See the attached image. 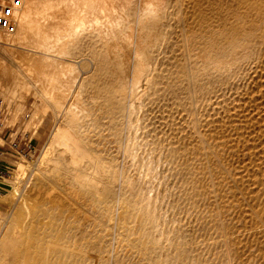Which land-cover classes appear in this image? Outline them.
<instances>
[{
  "label": "rangeland",
  "instance_id": "374dc122",
  "mask_svg": "<svg viewBox=\"0 0 264 264\" xmlns=\"http://www.w3.org/2000/svg\"><path fill=\"white\" fill-rule=\"evenodd\" d=\"M202 1L174 0L175 8H179L181 11L180 17L187 21L185 22L181 18L180 21H178L175 19L176 17H172L171 19L170 16L168 17L169 19L167 18V21H162L159 25L156 21L150 19L148 23H146L147 26L144 33V40L146 42L143 45V53L144 55L148 54L147 58L153 57V60L158 62L157 71L154 73L159 79V81H157V86L152 92L154 97L152 96L150 98L149 107L146 109L149 116L152 117V126L149 129L151 133L148 140L154 145V142L158 143L159 140L156 136L160 137V140L164 142L162 143L165 146V150H167L166 153L171 157L173 155L174 158L170 161L161 159L158 155L154 154V150L151 151L150 148L153 149L154 147H148L146 148L147 154L143 153L139 155L142 157V173L139 174L136 168L131 167V165L132 162L137 160L135 157L141 153L140 147L135 149L131 146L130 155L133 157L124 160L123 156H121L113 162L111 158L113 157L112 155L115 149H113L112 146H107V153L109 154H107V157L103 158L109 162V166L114 168V172L112 170V174H106L108 177L105 175L106 181L103 185L105 188L103 196L104 201H107V206L101 207V209L99 208L100 201L93 198L89 193H85L74 179L75 170L67 166L68 163H65L64 158L60 156L61 154L58 153V151L55 153L56 155H53V157L55 156V160L52 159L53 162L58 159V164L62 167L58 164L59 167H56L57 165L54 164L55 166L52 165L51 168V163L53 162H46V164H43V166H45L43 167L45 168L43 172L47 176L45 180H43L44 185L41 183L43 181L35 180L33 171H35L36 168H42V164H39L38 161L41 155L47 150L52 133L59 127L58 122H67L65 117L66 111H58L56 117L52 119V116L55 115V112L53 114L54 110L48 107L46 111H44L45 109L40 105V100L35 95L34 91H28L26 88H24L26 90L23 91L22 89V91L26 93L25 97L22 91L19 90L18 92L17 90V80L12 82L13 85L0 84V96L4 99L9 114L8 125L31 132L35 147V152L32 153L29 158H19L17 160V163H15L12 168L10 178L6 179L2 186L0 194V217H2L0 220V227H2L0 232V264H41V257L44 253H50L54 255V257L59 255L55 260V262H57L65 257L66 250H71V246L74 250L73 264H264V130L262 131V129H264V101L262 102V100H264V70L262 69L264 68V23H257L261 15L260 12H263V9L259 6V2H257L258 5H255L257 9L255 6L250 5L251 9H253V11H251L250 7H248L249 5L247 6L245 4L246 0H231V2L230 0L229 2L228 0ZM239 1L244 2L241 3ZM198 2L203 4L200 3V8H197L199 7ZM243 4L245 5L243 6ZM217 6L218 8H216ZM240 6H242V8ZM230 7L232 8V12L230 11ZM238 8L240 9L238 10ZM246 10H248V12H246ZM197 11H199V13ZM213 11L214 13L219 11L218 14L221 15L218 17V15H216L217 12L214 14ZM242 14L243 17H241ZM248 14L252 15L254 19L252 16L248 17ZM206 15L212 17L213 21L218 24H215V29L210 33V36L209 34H202L201 36H203V38L199 35L197 41L199 44L196 42L195 47L187 51V53L189 52L188 57L183 55L180 52V48L183 44L185 33L194 28V26L198 24L197 21L199 22V20ZM223 15L228 16L224 17ZM220 17L223 21L225 19V21L223 22ZM237 17H239V19ZM218 19H220V22L217 21ZM229 20L231 23H229ZM232 20H234L233 22L235 25ZM228 23L231 25L229 26ZM223 24H225V26ZM257 24H261L263 28L261 29L262 26ZM216 25L219 26L216 27ZM164 27L170 28L171 34L167 37L165 35L163 36L164 43L163 46H160L161 50H155L160 56L155 58L150 41L158 30V33L161 34V31H164ZM222 27H224V31ZM228 28L233 29L230 30ZM250 28L252 30H250ZM134 29L135 32L138 30V21L135 23ZM218 29L222 31L218 33ZM243 29H247L249 32ZM225 31L228 33H224ZM236 32L240 35H238V38L237 34H234ZM245 32L247 34H244ZM226 34L229 35L231 42H229L230 39H228L229 37ZM246 36L252 37L248 38ZM233 37L234 39H232ZM210 38L213 40L211 39L210 41ZM241 38L243 41H241ZM227 39L228 41H226ZM213 41H215V47L212 45ZM257 41H259V44ZM203 42L207 44L206 47ZM249 42L252 44L248 45ZM255 43L258 44L257 47H255ZM220 44H222V46ZM130 45L131 58L129 60L130 66L128 69L123 65V53L120 50L116 51V53L110 57L105 44L93 35L80 36L76 43L70 46L67 57L63 59L64 62H67L73 67L75 74L79 73L77 74L78 79L76 88L80 90L82 98L87 105V113L85 118L86 122H78V124L73 127L78 134L84 128L86 129L87 136H85V139L89 145L87 148L93 156V159H96V154L101 150L99 145L103 143V133L105 131L109 132L115 120L113 117V109H111L113 107L111 106V100L115 88L126 81L124 80L125 78L130 82L134 74L135 54L132 53L134 52L135 43H131ZM201 45H203L204 49H202L203 47ZM223 45H225V47ZM241 46L245 50H242ZM2 48L11 51V48L0 44V50ZM197 50L198 52L200 50L199 53L201 55ZM231 52L233 53L231 54ZM239 52L241 53L239 54ZM250 53H252V55ZM116 58L119 60L116 61ZM69 60H71V62H69ZM0 61L5 66H9L14 62L11 54L1 53V51ZM236 61H239V64ZM261 62L263 64H261ZM260 67L261 69L259 71L258 69ZM183 69L185 71H197L198 74L195 76L196 78L194 77L193 80L190 81L184 77L183 72L185 71ZM127 71L129 72L127 73ZM244 76L247 78H244ZM256 76L259 77L257 78ZM258 82L261 85H258ZM190 85L192 86L190 87ZM221 91H223V93ZM34 95L37 98H35ZM189 98H193V100L191 99L192 102ZM34 99L36 102L33 101ZM219 101L221 103L223 102L224 106H222ZM257 101L260 103H257ZM37 104L39 105L36 106ZM237 105L238 107H236ZM239 108H241V110ZM36 110L38 113L35 112ZM212 111L215 116H213L214 114ZM232 111L234 113H232ZM236 111L238 114H236ZM236 115H241V117H236ZM233 116L234 118H232ZM250 116L253 118L251 119ZM259 116L261 119H259ZM232 125L234 127V133H232ZM261 126L263 128H261ZM210 127L212 129H210ZM239 127L241 128L238 129ZM122 128L124 129V126L115 127V132L123 131ZM242 128L244 131H242ZM189 132L193 134L192 137L194 138L191 144L183 140L184 136ZM254 137L257 138V140ZM204 140H207V143L203 142ZM216 140H218L220 147L217 145L218 142ZM222 144L224 149L222 148ZM234 144L237 145L235 146ZM237 146L240 147L237 148ZM205 147L208 149H205ZM253 148L254 150H252ZM196 159L199 161H196ZM91 163L93 164L91 161H86L83 170L80 169L79 172H83L85 169V171H87H84L86 175L90 178H96L97 175H94L96 174V166L94 164L93 166ZM18 164H23L26 167V170L22 173V181L20 183L16 181L15 174ZM48 166L50 168H48ZM52 171L53 173L57 172L53 175ZM89 171H91V173H88ZM123 172L128 173L126 193L122 187L121 176ZM52 175L53 177L55 176V179ZM56 175L58 176L56 177ZM65 179H67V181ZM52 180L53 183H51ZM51 186L53 189H51ZM54 190L56 193L53 192ZM51 191L53 192V196H51ZM258 191L260 192L258 193ZM142 193L144 194L148 207L151 208L159 218H157V226L153 223L146 209L137 210V207L135 208V204L140 200V195L142 200ZM56 194L58 196H56ZM258 209L260 211H258ZM25 213L26 216H24ZM75 214L76 216L73 217ZM196 216L198 218H196ZM104 217H108L107 222L103 220ZM75 218L76 220L74 221ZM32 219H35V221L30 225L29 221ZM260 223L262 224L260 225ZM25 225L27 229H30L32 236L29 237L26 230L22 229L21 233L18 235L19 237H17L16 227L22 228ZM201 225H203V227ZM255 227L257 230H255ZM259 227L262 228L263 231ZM247 229L252 232H249ZM253 231L255 233H253ZM7 233H9L10 237L7 236ZM48 233L52 235V239L47 238ZM233 238L236 239L234 240ZM55 241L58 242L56 243ZM67 241L71 244H65ZM193 241L196 242V244ZM6 242L8 245H6ZM15 243L18 245L16 244L15 246ZM228 243L230 247H228ZM129 249H131V251ZM86 251L89 252L87 253ZM54 252L56 254H54ZM117 253L120 254L119 257L115 256ZM140 255L141 257H139ZM48 264L50 263L48 262Z\"/></svg>",
  "mask_w": 264,
  "mask_h": 264
},
{
  "label": "bare ground",
  "instance_id": "6f19581e",
  "mask_svg": "<svg viewBox=\"0 0 264 264\" xmlns=\"http://www.w3.org/2000/svg\"><path fill=\"white\" fill-rule=\"evenodd\" d=\"M202 1V0H201ZM206 1V0H205ZM214 1V0H213ZM238 1V0H236ZM245 1V0H244ZM242 1V2H244ZM208 2V1H207ZM216 2V1H215ZM229 2V0H228ZM231 2V0H230ZM235 2V1H233ZM241 2V1H239ZM241 2V3H242ZM260 4L259 6L263 9V12H260L259 19L257 20V23H264V0H246L245 4L250 7L255 6ZM199 3V2H198ZM201 3V2H200ZM199 3L200 8L201 5ZM203 3V1H202ZM201 3V4H202ZM210 3V2H209ZM185 4V3H184ZM196 4V3H195ZM213 4V3H211ZM228 4V3H227ZM231 4V3H230ZM243 4V6L245 5ZM257 4V5H258ZM198 5V4H197ZM203 5V4H202ZM215 5V4H214ZM233 5V4H232ZM242 5V4H241ZM216 6V5H215ZM221 6V4H220ZM219 6V7H220ZM230 6V5H229ZM237 6V5H236ZM245 6V7H247ZM208 7V6H207ZM239 7V5H238ZM242 8V6H240ZM244 7V9H245ZM247 7V8H248ZM256 7V6H255ZM182 8V7H181ZM184 8V7H183ZM194 8V7H193ZM192 8V9H193ZM196 8V5H195ZM214 8V7H213ZM218 8V6L216 7ZM231 8V7H230ZM229 8V9H230ZM205 9V8H204ZM220 9V8H219ZM228 9V8H227ZM237 9V8H236ZM240 8H238L239 10ZM249 9V8H248ZM251 9V7H250ZM257 9V7H256ZM196 10V9H195ZM198 10V9H197ZM200 10V9H199ZM217 10V9H216ZM226 10V9H225ZM224 10V11H225ZM232 8L230 9V11ZM255 10V8H254ZM260 10V9H258ZM201 11V10H200ZM205 11V10H204ZM220 11V10H219ZM218 11V12H219ZM227 11V10H226ZM253 11V9H251ZM257 11V10H256ZM255 11V13H256ZM199 13V11H197ZM203 12V11H202ZM217 12V11H216ZM215 12V13H216ZM216 13L218 17L221 15ZM221 12V11H220ZM223 12V11H222ZM229 12V11H228ZM232 12V11H231ZM248 12V10H246ZM259 12V11H258ZM214 13V11H213ZM214 13V14H215ZM238 13V12H237ZM202 14V13H201ZM206 14V13H205ZM225 14V12H224ZM228 14V13H226ZM232 14V13H230ZM236 14V13H235ZM245 14V13H244ZM247 14V13H246ZM252 14V13H251ZM259 14V13H258ZM181 11L178 8H175V3L174 0H22V6L19 10V12L16 15V21H17V31L13 36H6L5 34L0 32V44H3L9 48H11V51L5 50L2 48L0 51L1 53L5 54H11L12 59L14 62L13 64H10L9 66H5L1 61H0V84L1 85H13V81L17 80V90L19 92L25 91L26 89L28 91H34L35 95L39 98L40 100V105L44 107V111L46 109L52 108L53 114L55 112V115L52 116V119L56 117L58 114V111L64 110L66 111L65 117H66V123L63 121H59V127L55 132L52 133V137L50 138V142L48 144L47 150L41 155L40 160L38 161L39 164H42V168H36L34 172V177L36 181H43L47 177L46 174L43 172V169L45 170V166L43 164H46V162L51 163L53 162V155L58 151L60 153L61 157L64 158L65 163L67 162L68 165L73 170H75V176L74 179L77 181V183L80 185V187L85 191V193H89L93 198L97 199L100 201L99 203V208L107 206V201H104V191L105 188L103 185L105 184V178L106 174H112V170L114 172V168L109 166V162L103 158L107 157V146L113 147L115 149V152L113 153V162L118 157L123 156L124 160L129 159L131 156V146L134 147L135 149H138L139 147L141 148V153H139L135 158H137L136 161L132 162L131 167H135L136 170L138 171L137 173L141 174L142 173V157L139 155H142L143 153L147 154L146 148L148 147H154L152 150H154V154L158 155L161 159H165L167 161H170L171 159L174 158L166 153L167 150H165L164 142L160 140V137L156 136L159 140L158 143L154 142V145L151 144L148 140L149 135H150V127L152 126V117L149 116L147 113V108L149 107V100L153 96L152 92L154 88L157 86V81H159L158 76L155 75V71H157V66L158 62L153 60V57H148V54L143 53V45L146 42L144 40V33L146 29V23L150 19L154 20L157 22V24H161L162 21H167V18L171 16L176 17L178 21H180ZM183 15V14H182ZM229 15V14H228ZM228 15H223L224 17ZM231 16V15H230ZM235 16V15H232ZM245 16V15H244ZM248 17L252 16L250 14L247 15ZM257 16V15H256ZM218 18L217 16H215ZM223 17V19H224ZM243 17V14L242 16ZM185 18V17H184ZM189 18V17H188ZM191 18V17H190ZM221 18V17H220ZM236 18V17H234ZM239 19V17H237ZM246 18V17H245ZM253 18V16H252ZM169 19V18H168ZM193 19V18H192ZM215 19V18H214ZM230 19V18H227ZM233 19V18H232ZM249 19V18H248ZM254 19V18H253ZM256 19V18H255ZM184 20V19H182ZM218 19L217 21H219ZM222 20V18H221ZM241 20V18H240ZM244 20V19H243ZM138 21V30L135 32V23ZM185 21V20H184ZM187 21V20H186ZM185 21V22H186ZM223 21V20H222ZM221 21V22H222ZM225 21V19H224ZM223 21V22H224ZM228 21V20H226ZM234 20H232L233 22ZM253 21V20H252ZM160 22V23H159ZM190 22V21H189ZM220 22V21H219ZM240 22V21H239ZM256 22V21H255ZM254 22V23H255ZM193 23V22H191ZM197 25L194 26L192 29H188L189 31L185 33V38L183 41V44L180 48V52L188 57L187 51L191 49L192 47H195L196 42L198 41L199 35L201 36L202 34H209L215 29V24H218L217 22L213 21L212 17L205 16L202 19L197 21ZM229 23L230 20H229ZM228 23V24H229ZM237 23V21H236ZM241 23V22H240ZM239 23V24H240ZM249 23V22H248ZM252 23V22H250ZM172 24V23H171ZM194 24V23H193ZM221 24V23H220ZM226 24V23H225ZM225 24H223L225 26ZM227 24V27H228ZM234 24V22H233ZM238 24V25H239ZM182 25V24H180ZM231 24H229L230 26ZM235 25V24H234ZM245 25V24H244ZM253 25V24H252ZM250 25V26H252ZM261 25V24H257ZM155 26V25H154ZM219 25H216V27ZM233 26V25H232ZM248 26V25H247ZM249 26V27H250ZM254 26V25H253ZM256 26V25H255ZM262 26V25H261ZM260 26V27H261ZM137 27V26H136ZM160 27V26H158ZM171 27V26H170ZM189 27V26H188ZM240 27V26H239ZM243 27V26H242ZM241 27V28H242ZM175 28V27H174ZM219 28V27H218ZM224 27H222V30ZM236 28V27H235ZM245 28V26H244ZM254 28V27H253ZM263 26L261 27V29ZM173 29V28H172ZM226 29V27H225ZM230 29V28H228ZM233 29V28H231ZM230 29V30H231ZM236 29H239L238 27ZM257 29V28H256ZM259 29V28H258ZM174 30V29H173ZM219 30V29H218ZM216 30V31H218ZM221 29L218 31L221 32ZM244 30V29H243ZM250 30H252L250 28ZM161 31V29H160ZM182 31V30H181ZM235 31V30H234ZM237 31V30H236ZM242 31V30H240ZM244 31H248L247 29ZM159 32V30H158ZM156 33L152 38H151V46L153 47V55L155 58H158L160 55L155 52V50L160 49L161 45L163 46L164 39L163 36L165 35L166 37L171 34L170 28H165L164 31H161V34ZM175 32V31H174ZM238 32V31H237ZM237 38H238V33ZM244 34H247V33ZM249 32V31H248ZM258 32V31H257ZM256 32V33H257ZM224 33H228L225 31ZM233 33V32H232ZM243 33V32H242ZM251 33V32H250ZM261 33V32H260ZM174 34V33H173ZM218 35L217 33H215ZM231 34V33H230ZM243 34V35H244ZM252 34V33H251ZM259 34V33H257ZM93 35L99 38V40L105 44L108 50V55L111 57L116 51L120 50L123 53L122 57V62L123 65L128 69L130 66L129 60L131 58L130 56V47L131 43H135V48L134 52L132 54H135V61H134V74L132 77V80L129 82L127 81V78H125L123 83H121L117 88H115L113 98H112V104L113 106L111 109H113L114 113V123H112L111 129L108 131H105L102 135V140L103 143L100 146L101 150L98 154H96L95 158L93 159V156L91 155L89 149L87 148L88 143L85 139L86 135V129L84 128L79 134L77 133L76 130H74V125L78 124V122H83L85 123V118H86V113H87V105L84 102V99L82 98V94L80 90L76 88L77 84V79L79 73L75 74L73 71V67L68 64L67 62H64L63 59L67 57L69 53V48L70 46H73L77 39L80 36H89ZM181 35V34H180ZM214 35V34H213ZM223 35V34H222ZM221 35V37H222ZM227 35V34H226ZM256 35V34H255ZM261 35V34H260ZM259 35V36H260ZM229 37V35H227ZM232 36V35H231ZM240 36V35H239ZM160 37V38H159ZM203 37V36H201ZM220 37V39H221ZM225 37V36H224ZM235 37V36H234ZM234 37L232 39H234ZM248 37V36H246ZM245 37V38H246ZM252 37V36H250ZM248 37V38H250ZM255 37V36H254ZM169 38V37H168ZM176 38V37H175ZM204 38V37H203ZM208 38V36H207ZM215 38V36H214ZM236 38V37H235ZM236 38V39H237ZM257 38V37H256ZM201 39V38H200ZM212 38H210L211 41ZM223 39V37H222ZM230 39V37L228 38ZM228 39L226 41H228ZM235 39V40H236ZM240 39V38H239ZM244 39V36H243ZM81 40V39H80ZM158 40V41H156ZM213 40V39H212ZM215 40V39H214ZM218 40V39H217ZM251 40V39H250ZM180 41V40H179ZM204 41V40H203ZM207 41V39H206ZM209 41V40H208ZM216 41V40H215ZM213 41V46L214 42ZM219 41V40H218ZM222 41V40H221ZM225 41V39H224ZM241 41L242 38H241ZM246 41V40H245ZM248 41V39H247ZM261 41V39H260ZM231 42V39L230 41ZM238 42V41H237ZM259 41H257L258 43ZM182 43V42H181ZM198 43V42H197ZM205 43V42H203ZM202 43V44H203ZM212 43V42H211ZM210 43V44H211ZM217 43V42H216ZM248 43V42H247ZM246 43V44H247ZM254 43V42H253ZM199 44V43H198ZM209 44V43H208ZM219 44V42H218ZM226 44V42H225ZM229 44V43H228ZM234 44V43H233ZM236 44V43H235ZM239 44V43H238ZM252 43L249 42L248 45ZM256 44V43H255ZM259 44V43H258ZM255 47H257V45ZM205 43V47H206ZM222 46V44H220ZM232 45V44H231ZM247 45V46H248ZM203 47V45H201ZM211 46V45H210ZM218 46V45H217ZM225 47V45H223ZM229 46V45H228ZM237 46V45H236ZM239 46V45H238ZM253 46V45H252ZM263 46V45H262ZM212 47V46H211ZM213 47V48H214ZM245 47V45H244ZM252 48L251 46H249ZM254 47V48H255ZM210 48V47H209ZM220 48V46H219ZM230 48V47H228ZM242 48V46H241ZM178 49V48H177ZM201 49V48H200ZM204 49V47L202 48ZM201 49V50H202ZM211 49V48H210ZM218 49V48H216ZM233 49V48H232ZM231 49V50H232ZM239 49V48H238ZM237 49V50H238ZM257 49V48H256ZM161 50V49H160ZM172 50V49H171ZM194 50V49H193ZM215 50V49H214ZM241 50V49H240ZM242 50H245L242 48ZM253 50V49H252ZM203 51V50H202ZM201 51V52H202ZM226 51V50H224ZM249 51V50H248ZM196 52V51H195ZM198 52V50H197ZM200 52V50H199ZM198 52V53H199ZM205 52V51H204ZM203 52V53H204ZM229 52V51H228ZM235 52V51H234ZM252 52V51H251ZM194 53V52H193ZM196 53V54H198ZM209 53V52H208ZM217 53V52H216ZM233 52H231L232 54ZM238 53V52H237ZM241 52H239L240 54ZM245 53V51H244ZM169 54V53H168ZM195 54V53H194ZM200 54V53H199ZM206 54V52H205ZM203 54V55H205ZM212 54V53H211ZM215 54V53H214ZM223 54V53H222ZM237 54V55H239ZM247 54V53H246ZM252 55V53H250ZM201 55V54H200ZM257 55V54H256ZM133 56V55H132ZM192 56V55H191ZM198 56V55H196ZM228 56V55H227ZM226 56V57H227ZM117 57V55H116ZM186 57V58H187ZM204 57V56H203ZM206 57V56H205ZM212 57V56H211ZM216 57V55H215ZM218 57V56H217ZM231 57V56H230ZM247 57V56H246ZM147 58V60H146ZM202 58V57H201ZM234 58V57H233ZM253 58V57H252ZM2 59V58H1ZM176 59V58H175ZM200 59V57H199ZM203 59V58H202ZM231 59V58H229ZM67 60V59H66ZM119 60L116 58V61ZM168 60V59H167ZM206 61V59L204 58ZM232 60V59H231ZM234 60V59H233ZM237 60V59H236ZM240 60V59H239ZM210 61V60H209ZM263 61V60H262ZM71 62V60H69ZM176 62V61H174ZM200 62V61H199ZM220 62V61H219ZM222 62V61H221ZM230 62V61H229ZM239 64V61H236ZM173 63V62H172ZM204 63V62H203ZM218 63V62H217ZM174 64V63H173ZM202 64V63H201ZM223 64V63H222ZM260 64V63H259ZM258 64V65H259ZM261 64H263L261 62ZM212 65V64H211ZM210 65V66H211ZM236 65V64H234ZM241 65V64H240ZM246 65V63H245ZM74 66V65H73ZM187 66V65H186ZM207 66V65H206ZM214 66V65H213ZM220 66V65H219ZM226 66V63H225ZM230 66V65H228ZM244 66V63H243ZM261 66V65H260ZM232 67V66H231ZM235 67V66H234ZM238 67V65H237ZM236 67V69H237ZM249 67V66H248ZM182 68V67H181ZM222 68V67H220ZM219 68V70H220ZM226 68V67H224ZM75 69V68H74ZM131 69V68H130ZM258 69V68H257ZM261 67L258 69L260 71ZM264 70V68H262ZM184 70V69H183ZM210 70V69H209ZM226 70V69H225ZM185 71V70H184ZM255 71V70H254ZM116 72V71H115ZM129 71H127L128 73ZM200 72V71H199ZM218 72V71H217ZM223 72V71H222ZM225 72V71H224ZM231 72V70H230ZM114 73V71H113ZM152 73V74H151ZM184 77L187 80H193V78L198 74L197 71H185ZM207 73V72H206ZM258 73V72H257ZM203 74V73H202ZM214 74V73H213ZM221 74V72H220ZM223 74V73H222ZM230 74V73H229ZM218 75V74H217ZM227 75V74H226ZM241 75V74H240ZM239 75V76H240ZM256 75V74H255ZM259 75V74H258ZM254 76V75H253ZM252 76V77H253ZM80 77V76H79ZM183 77V75H182ZM246 76H244L245 78ZM257 77V76H256ZM259 77V76H258ZM257 77V78H258ZM196 78V77H195ZM236 78V77H235ZM242 78V77H241ZM247 78V77H246ZM261 78V77H260ZM243 79V78H242ZM253 79V78H252ZM234 80V79H233ZM251 80V79H248ZM170 81V80H169ZM201 81V80H199ZM253 81V80H252ZM254 82V81H253ZM201 83V82H200ZM213 83V82H210ZM209 83V84H210ZM259 83V82H258ZM263 83V82H262ZM186 84V83H184ZM256 84V83H255ZM212 85V84H211ZM220 85V84H219ZM258 85H261L260 83ZM192 85H190L191 87ZM206 86V84H205ZM257 86V85H256ZM1 87V86H0ZM185 87V86H183ZM194 87V85H193ZM192 87V88H193ZM258 87V86H257ZM264 87V86H263ZM26 88V89H24ZM80 88V87H79ZM187 88V87H186ZM191 88V89H192ZM8 89V87H7ZM183 89V88H182ZM185 89V88H184ZM195 89V88H193ZM16 90V91H17ZM141 90V91H140ZM188 90V89H187ZM209 90V89H208ZM256 90V89H255ZM258 90V89H257ZM263 90V89H262ZM22 91V92H23ZM27 91V92H28ZM190 91V90H189ZM197 91V90H196ZM231 91V90H230ZM248 91V90H247ZM195 92V91H194ZM223 93V91H221ZM250 92V91H249ZM248 92V93H249ZM17 93V92H16ZM29 93V92H28ZM159 93V92H158ZM168 93V92H167ZM205 93V92H204ZM258 93V92H257ZM256 93V94H257ZM264 93V92H263ZM24 96L26 93H24ZM193 94V93H192ZM191 94V95H192ZM201 94V92H200ZM220 94V93H219ZM218 94V95H219ZM29 95V94H28ZM27 95V96H28ZM34 95V96H35ZM195 95V94H194ZM193 95V96H194ZM222 95V94H221ZM33 96V98H34ZM35 96V98H37ZM189 96V95H188ZM224 96V95H223ZM253 96V95H252ZM256 96V95H255ZM254 96V97H255ZM26 97V96H25ZM154 97V96H153ZM175 97V96H174ZM192 97V96H191ZM216 97V96H215ZM178 98V97H177ZM212 98V97H211ZM226 98V97H225ZM251 98V97H250ZM249 98V99H250ZM257 98V97H256ZM26 99V98H25ZM190 99V98H189ZM193 100V98H191ZM190 99V100H191ZM217 99V97H216ZM263 99V98H262ZM38 100V99H37ZM178 100V99H177ZM188 100V101H190ZM191 100V102H192ZM35 101V99L33 100ZM110 101V102H111ZM195 101V100H194ZM221 101V100H220ZM219 101V102H220ZM223 101V99H222ZM228 101V100H227ZM249 101V100H248ZM264 100H262L263 102ZM36 102V101H35ZM34 102V104H35ZM107 102V101H106ZM187 102V101H186ZM206 102V101H205ZM209 102V101H208ZM224 102V101H223ZM223 102L221 103L222 106ZM229 102V101H228ZM254 102V101H253ZM259 101H257L258 103ZM198 103V102H197ZM260 103V102H259ZM94 104V103H93ZM96 104V103H95ZM191 104V103H190ZM205 104V103H204ZM214 104V103H213ZM220 104V105H221ZM225 104V102H224ZM232 104V103H231ZM238 104V103H237ZM251 104V103H250ZM249 104V105H250ZM254 104V103H253ZM263 104V103H262ZM37 104L36 106H38ZM106 105V104H105ZM199 105V104H198ZM227 105V104H226ZM233 105V104H232ZM239 105V104H238ZM238 105L236 107H238ZM258 105V104H257ZM35 106V108H36ZM39 106V107H41ZM110 106V105H109ZM107 106V107H109ZM193 106V105H192ZM195 106V103H194ZM197 106V104H196ZM200 106V105H199ZM204 106V105H203ZM202 106V107H203ZM241 106V104H240ZM246 106V105H245ZM252 106V105H251ZM255 106V105H254ZM261 106V105H260ZM259 106V107H260ZM175 107V106H174ZM198 107V106H197ZM201 107V106H200ZM211 107V106H210ZM247 107V106H246ZM193 108V107H192ZM216 108V106H215ZM221 108V107H220ZM228 108V107H227ZM231 108V107H230ZM245 108V107H244ZM255 108V107H254ZM253 108V109H254ZM257 108V107H256ZM39 109V108H38ZM41 109V110H43ZM110 109V111H111ZM178 109V108H177ZM194 109V108H193ZM201 109V108H200ZM214 109V108H213ZM232 109V108H231ZM241 110V108H239ZM261 109V107H260ZM166 110V109H165ZM174 110V109H173ZM195 110V109H194ZM197 110V109H196ZM199 110V109H198ZM204 110V109H203ZM202 110V111H203ZM206 110V109H205ZM222 110V109H221ZM224 110V109H223ZM227 110V109H226ZM225 110V111H226ZM170 111V110H169ZM185 111V109H184ZM251 111V109H250ZM262 111V110H261ZM37 112V110L35 111ZM42 112V111H41ZM48 112V111H47ZM188 112V111H187ZM207 112V110H206ZM205 112V114H206ZM213 112V111H212ZM222 112V111H221ZM219 112V113H221ZM237 112V111H236ZM235 112V113H236ZM257 112V111H256ZM264 112V109H263ZM38 113V112H37ZM43 113V112H42ZM46 113V112H45ZM196 113V112H194ZM218 113V112H217ZM227 113V112H226ZM232 113H234L232 111ZM247 113V112H246ZM259 113V112H258ZM44 114V113H43ZM62 114V113H61ZM108 114V113H107ZM174 114V113H173ZM214 114V112H213ZM238 114V112L236 113ZM263 114V113H261ZM38 115V114H37ZM226 115V114H224ZM223 115V116H224ZM230 115V114H229ZM243 115V113H242ZM253 115V114H252ZM251 115V116H252ZM257 115V113H256ZM36 116V115H35ZM215 116V114L213 115ZM231 116V115H230ZM250 116V118H251ZM37 117V116H36ZM59 117V116H58ZM107 118V116L105 115ZM218 117V116H217ZM221 117V116H220ZM219 117V118H220ZM236 117H241V115ZM245 117V115H244ZM260 117V116H259ZM109 118V117H108ZM234 118V116L232 117ZM248 118V117H247ZM253 118V117H252ZM251 118V119H252ZM264 118V116H263ZM84 119V120H83ZM216 119V118H215ZM239 119V118H238ZM244 119V118H243ZM261 119V117L259 118ZM232 120V119H231ZM235 120V119H234ZM255 120V119H253ZM52 121V120H51ZM224 121V120H223ZM227 121V120H226ZM240 121V119H239ZM243 121V120H242ZM250 121V120H249ZM252 121V120H251ZM44 122V121H43ZM108 122V121H107ZM112 122V121H111ZM208 122V121H206ZM210 122V121H209ZM246 122V121H245ZM203 123V122H202ZM211 123V122H210ZM233 123V122H232ZM252 123V122H251ZM255 123V122H254ZM108 124V123H107ZM181 124V123H180ZM209 124V123H207ZM230 124V123H229ZM228 124V125H229ZM241 124V121H240ZM250 124V123H249ZM263 124V123H262ZM261 124V125H262ZM248 125V124H247ZM118 126H124L123 131L120 132H115V127ZM205 126V125H204ZM217 126V125H216ZM227 126V125H226ZM225 126V127H226ZM231 126V125H230ZM229 126V128H230ZM235 126V125H234ZM253 126V124H252ZM264 126V124H263ZM237 127V126H235ZM247 127V126H246ZM249 127V126H248ZM260 127V126H259ZM52 128V127H51ZM209 128V127H208ZM239 127L238 129H240ZM245 128V127H244ZM261 128H263L261 126ZM210 129H212L210 127ZM215 129V128H214ZM232 129L234 133V127L232 125ZM243 129V128H242ZM54 130V129H53ZM120 130V129H119ZM217 130V129H216ZM227 130V129H226ZM230 130V129H229ZM264 129H262L263 131ZM206 131V130H205ZM231 131V130H230ZM228 131V132H230ZM244 131V129L242 130ZM218 132V131H217ZM246 132V130H245ZM264 132V131H263ZM156 133V132H155ZM223 133V132H221ZM226 133V132H225ZM238 133V132H237ZM243 133V132H242ZM254 133V132H253ZM231 134V133H230ZM192 133L189 132L184 136L185 142L188 144H191L192 141H194V138L192 137ZM213 135V134H212ZM218 135V134H217ZM82 136V138H81ZM226 136V135H225ZM232 136V135H231ZM244 136V134H243ZM236 137V136H234ZM151 138V137H150ZM200 138V137H199ZM228 138V137H227ZM255 138V137H254ZM152 139V138H151ZM206 139V138H205ZM222 139V138H221ZM241 139V138H240ZM239 139V141H240ZM257 140V138H255ZM264 139V138H263ZM224 140V139H222ZM227 140V139H226ZM229 140V139H228ZM235 140V139H234ZM238 140V139H237ZM199 141V140H198ZM218 142V140H216ZM225 141V140H224ZM233 141V140H232ZM238 141V142H239ZM163 142V143H162ZM170 142V141H169ZM203 142L207 143V140H204ZM221 142V141H220ZM199 143V142H198ZM224 143V142H223ZM229 143V142H228ZM186 144V143H184ZM205 144V143H204ZM226 144V143H225ZM231 144V143H230ZM239 144V143H238ZM197 145V144H196ZM219 147L220 144L218 142ZM235 145V144H234ZM237 145V144H236ZM235 145V146H236ZM233 146V145H232ZM263 146V145H262ZM192 147V146H191ZM190 147V148H191ZM228 147V146H227ZM240 147V146H239ZM237 146V148H239ZM252 147V146H251ZM157 148V149H156ZM193 148V147H192ZM199 148V146H198ZM207 147H205L206 149ZM223 148V144H222ZM244 148V147H243ZM264 148V147H263ZM208 149V148H207ZM224 149V148H223ZM231 149V148H230ZM196 150V149H195ZM254 150V148L252 149ZM222 151V150H221ZM196 152V151H195ZM206 152V151H205ZM232 152V151H231ZM182 154V153H181ZM201 154V153H200ZM199 154V155H200ZM56 155V154H55ZM204 155V154H203ZM206 155V154H205ZM53 158V159H52ZM60 158V157H59ZM61 158V159H63ZM200 158V157H199ZM252 158V157H251ZM209 159V158H208ZM244 159V158H243ZM253 159V158H252ZM251 159V160H252ZM55 160V159H54ZM58 160V159H57ZM54 161L51 163V168L52 165H57L59 163L58 161ZM61 161V160H60ZM86 161H91L93 164L96 166V178H90L88 175L85 174V169L83 172H79L80 169L83 170L84 163ZM196 161H199L196 159ZM203 161V160H202ZM253 161V160H252ZM62 162V161H61ZM204 162V161H203ZM27 163V162H26ZM36 163V162H35ZM195 163V162H194ZM33 164V163H31ZM92 164V163H91ZM92 164V165H93ZM120 164V163H119ZM197 164V162H196ZM253 164V163H252ZM260 164V163H259ZM49 165V164H48ZM54 165V166H55ZM60 165V164H58ZM56 167H59V166ZM93 165V166H94ZM61 166V165H60ZM66 166V165H65ZM164 166V165H163ZM250 166V165H249ZM47 167V166H46ZM62 167V166H61ZM69 167V168H70ZM48 168H50L48 166ZM245 168V166H244ZM56 169V168H55ZM62 169V168H61ZM64 169V168H63ZM26 170V167L23 164H18L16 167V181L20 183L21 176L23 175L22 173ZM52 170V169H51ZM54 170V169H53ZM57 170V169H56ZM61 171V170H59ZM237 171V170H236ZM244 171V169H243ZM242 171V172H243ZM57 172V171H56ZM55 172V173H56ZM53 173V171H52ZM50 173V174H52ZM53 173V175L55 174ZM59 173V172H58ZM88 173H91L89 171ZM199 173V171H198ZM49 174V176H50ZM52 175V177H53ZM106 175V176H105ZM210 175V173H209ZM239 175V174H238ZM58 175H56L57 177ZM60 176V175H59ZM63 176V175H62ZM110 176V175H109ZM237 176V175H235ZM245 176V175H244ZM55 177V176H54ZM53 177V178H54ZM108 177V176H107ZM122 187L124 192L126 193L127 191V178H128V173L123 172L122 173ZM65 178V177H64ZM241 178V177H240ZM55 179V178H54ZM34 180V179H33ZM57 180V179H56ZM67 181V179H65ZM198 180V179H197ZM51 181V180H50ZM256 182V181H255ZM37 183V182H36ZM44 185V181L41 182ZM53 183V180L52 182ZM120 184V183H119ZM256 184V183H255ZM42 185V184H41ZM61 185V184H60ZM59 185V186H60ZM118 185V184H117ZM184 185V184H183ZM252 185V184H251ZM50 186V185H49ZM257 186V184H256ZM42 187V186H41ZM40 187V188H41ZM64 187V186H62ZM18 188V187H17ZM39 188V186H38ZM166 188V187H165ZM51 189L52 186H51ZM77 189V188H76ZM219 189V188H218ZM251 189V188H250ZM258 189V188H257ZM262 189V188H260ZM259 189V190H260ZM62 191V190H61ZM64 191V189H63ZM214 191V190H213ZM256 191V190H255ZM52 192V191H51ZM50 192V193H51ZM55 192V190L53 191ZM53 192L51 193V196H53ZM66 192V191H65ZM75 192V191H74ZM260 191H258L259 193ZM56 193V192H55ZM58 193V192H57ZM77 193V192H76ZM80 193V192H79ZM173 193V192H172ZM171 193V194H172ZM251 193V192H250ZM257 193V194H258ZM35 194V193H34ZM50 195V194H49ZM82 195V194H81ZM175 195V193H174ZM188 195V194H187ZM186 195V196H187ZM42 196V195H41ZM56 196H58L56 194ZM60 196V195H59ZM30 197V196H29ZM55 197V196H54ZM63 197V196H62ZM81 197V196H80ZM191 197V196H190ZM253 197V196H252ZM86 198V197H85ZM187 198V197H186ZM59 199V198H58ZM57 199V201H58ZM71 199V198H70ZM82 199V198H80ZM84 199V198H83ZM87 199V198H86ZM259 199V198H258ZM17 200V199H16ZM66 200V199H65ZM79 200V199H78ZM254 200V199H253ZM257 200V199H256ZM23 201V200H22ZM35 201V200H34ZM60 201V200H59ZM68 201V199H67ZM17 202V201H16ZM36 202V201H35ZM62 202V201H61ZM85 202V200H84ZM66 203V202H65ZM241 203V201H240ZM257 203V202H256ZM255 203V205H256ZM262 203V202H260ZM58 204V203H57ZM61 204V203H59ZM71 204V203H70ZM80 204V203H79ZM85 204V203H84ZM181 204V203H180ZM251 204V203H250ZM26 205V203H25ZM31 205V204H30ZM73 205V204H72ZM259 205V204H258ZM12 206V205H11ZM21 206V205H20ZM23 206V205H22ZM32 206V205H31ZM54 206V205H53ZM56 206V205H55ZM60 206V205H59ZM71 206V205H70ZM74 206V205H73ZM216 206V205H214ZM263 206V205H261ZM28 207V205H27ZM137 207V208H136ZM218 207V205H217ZM254 207V205H253ZM256 207V206H255ZM21 208V207H20ZM135 208L137 210H142L146 209V211L149 213L153 223L157 226V214L152 211L151 208L148 207V204L145 201L144 194L142 193V200H141V195H140V200L138 203L135 204ZM183 208V207H182ZM261 208V207H260ZM36 209V208H35ZM225 209V208H224ZM228 209V208H227ZM256 210V209H255ZM25 211V210H24ZM22 211V212H24ZM179 211V210H178ZM258 211H260L258 209ZM262 211V210H261ZM32 212V211H31ZM176 212V211H175ZM115 213V212H114ZM179 213V212H178ZM197 213V212H196ZM29 214V213H28ZM109 214V213H108ZM177 214V213H176ZM199 214V213H198ZM224 214V213H223ZM234 214V213H233ZM24 215V214H23ZM32 215V214H31ZM30 215V216H31ZM193 215V214H192ZM261 215V214H260ZM8 216V215H7ZM6 216V217H7ZM26 216V213L25 215ZM76 216L73 215V217ZM195 216V215H193ZM220 216V215H219ZM259 216V215H258ZM9 217V216H8ZM11 217V216H10ZM72 217V218H73ZM183 217V216H182ZM2 217H0L1 220ZM42 218V217H41ZM51 218V217H50ZM77 218V217H76ZM74 219V221L76 220ZM108 218V217H107ZM106 217L103 218L105 222L108 221ZM196 218H198L196 216ZM7 219V218H5ZM159 219V218H158ZM189 219V218H188ZM194 220V219H192ZM200 220V219H199ZM198 220V221H199ZM263 220V219H261ZM7 221V220H5ZM35 219L30 220L29 223L30 225L34 223ZM73 221V222H74ZM92 221V220H91ZM197 221V222H198ZM65 222V221H64ZM259 222V221H257ZM261 222V221H260ZM10 223V222H9ZM44 223V222H43ZM50 223V221H49ZM195 223V222H194ZM204 223V222H203ZM14 224V223H12ZM11 224V225H12ZM104 224V223H103ZM200 224V222H199ZM198 224V225H199ZM259 224V223H258ZM256 224V225H258ZM262 223H260L261 225ZM16 225V224H15ZM20 225V224H19ZM69 225V224H68ZM204 225V224H203ZM203 225H201L203 227ZM255 225V224H254ZM7 226V225H6ZM195 226V225H194ZM212 226V225H211ZM253 226V225H252ZM251 226V228H252ZM14 227V226H13ZM46 227V226H45ZM69 227V226H68ZM67 227V228H68ZM200 227V226H199ZM254 227V226H253ZM262 227V226H261ZM0 227V232H1ZM16 236L19 237L18 235L21 233V230L24 229L28 233V236L31 237L32 233L30 229H27L26 225L24 227H16ZM21 228V229H20ZM90 228V227H89ZM88 228V229H89ZM158 228V227H157ZM179 228V227H178ZM211 228V227H210ZM256 228V227H255ZM260 228V227H259ZM41 229V228H39ZM206 229V228H205ZM262 230V228H260ZM259 229V230H260ZM13 230V229H11ZM197 230V229H196ZM208 230V229H207ZM248 230V229H247ZM254 230V228H253ZM257 230V228L255 229ZM264 230V229H263ZM262 230V231H263ZM75 231V230H74ZM92 231V230H91ZM115 231V230H114ZM249 231V230H248ZM251 231V230H250ZM249 231V232H250ZM261 231V234H262ZM48 232V231H47ZM199 232V231H197ZM252 232V231H251ZM24 233V232H23ZM253 233H255L253 231ZM252 233V234H253ZM3 234V233H2ZM9 236V233H7ZM12 234V233H10ZM25 234V233H24ZM34 234V233H33ZM102 234V233H101ZM229 234V233H228ZM15 235V234H14ZM68 235V234H67ZM100 235V234H99ZM175 235V234H174ZM248 235V234H247ZM255 235V234H254ZM264 235V232H263ZM46 236V235H45ZM207 236V234H206ZM10 237V236H9ZM21 237V236H20ZM198 237V236H197ZM24 238V237H23ZM48 239H52V235L48 233L47 235ZM187 238V237H186ZM14 239V237H13ZM225 239V238H224ZM227 239V238H226ZM234 239V238H233ZM236 239V238H235ZM234 239V240H235ZM15 240V239H14ZM13 240V241H14ZM56 240V239H55ZM79 240V239H77ZM201 240V239H200ZM207 240V239H206ZM205 240V241H206ZM229 240V239H228ZM233 240V241H234ZM8 241V240H7ZM17 242V240H15ZM43 241V240H42ZM168 241V239H167ZM232 241V242H233ZM56 243L58 241H55ZM194 242V241H193ZM201 242V241H200ZM7 243V242H6ZM196 244V242H194ZM238 243V242H237ZM17 243H15L16 246ZM59 244V243H58ZM65 244L70 245L71 243L69 241L65 242ZM8 245V243L6 244ZM18 245V244H17ZM164 245V244H163ZM178 245V244H177ZM204 245V244H203ZM208 245V244H207ZM24 246V245H23ZM200 246V245H199ZM242 246V245H241ZM2 247V246H1ZM8 247V246H5ZM11 247V246H10ZM13 247V246H12ZM77 247V245H76ZM124 247V245H123ZM194 247V246H193ZM196 247V246H195ZM198 247V246H197ZM228 247L229 243H228ZM9 248V247H8ZM18 248V247H17ZM36 248V247H35ZM127 248V246H126ZM180 248V247H179ZM191 248V247H190ZM264 248V247H263ZM71 250H66L65 252V257L63 259H60L59 261L55 262V260L59 257V255H51L50 253H44L42 254L43 256L41 257L42 262L41 264H73V257H74V250L73 247L71 246ZM118 249V247H117ZM164 249V248H163ZM200 249V247H199ZM233 249V248H232ZM95 250V249H94ZM131 251V249H129ZM126 250V251H129ZM227 250V249H226ZM7 251V250H6ZM19 251V250H18ZM228 251V250H227ZM232 251V250H231ZM234 251V249H233ZM255 251V250H254ZM8 252V251H7ZM87 253L89 251H86ZM12 253V252H11ZM113 253V252H112ZM135 253V252H134ZM169 253V252H168ZM3 254V253H2ZM54 254H56L54 252ZM132 254V253H130ZM174 254V253H173ZM116 257L120 256L119 253L115 255ZM172 256V255H171ZM229 256V255H228ZM112 257V256H111ZM141 257V255L139 256ZM174 257V255H173ZM136 258V257H134ZM1 259V257H0ZM6 259V258H5ZM161 259V258H160ZM202 259V258H201ZM9 260V259H8ZM135 260V259H134ZM132 261V260H131ZM130 261V263H131ZM141 261V260H140ZM139 261V262H140ZM173 261V259H172ZM206 261V259H205ZM204 261V262H205ZM18 262V261H17ZM88 262V261H87ZM166 262V261H165ZM125 263V262H124ZM137 263V261H136ZM202 263V262H201ZM35 264V263H34ZM89 264V263H88ZM112 264V263H111ZM132 264V263H131ZM135 264V263H134ZM165 264V263H164Z\"/></svg>",
  "mask_w": 264,
  "mask_h": 264
},
{
  "label": "built area",
  "instance_id": "2783aa9c",
  "mask_svg": "<svg viewBox=\"0 0 264 264\" xmlns=\"http://www.w3.org/2000/svg\"><path fill=\"white\" fill-rule=\"evenodd\" d=\"M22 0H0V32L13 36L17 31L16 15ZM8 111L0 96V194L3 183L10 178L19 158H29L35 152L33 135L29 131L8 125Z\"/></svg>",
  "mask_w": 264,
  "mask_h": 264
}]
</instances>
